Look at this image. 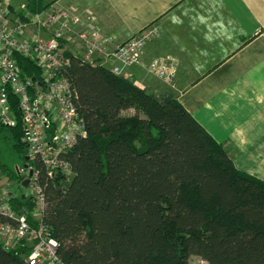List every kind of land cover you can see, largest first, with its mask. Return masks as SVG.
Wrapping results in <instances>:
<instances>
[{"label":"trees","instance_id":"1","mask_svg":"<svg viewBox=\"0 0 264 264\" xmlns=\"http://www.w3.org/2000/svg\"><path fill=\"white\" fill-rule=\"evenodd\" d=\"M66 55L63 73L86 134L64 155L74 171L64 191L59 176L48 178L40 161L25 159L11 92L17 121L0 125V171L19 188L24 177L10 162L38 171L43 220L61 264H187L190 255L206 264H264V180L237 170L172 92L155 96ZM14 58L22 77L39 78L33 62ZM128 109L134 113L124 115ZM23 203L21 194L11 199L15 209ZM22 251L0 246V264H25Z\"/></svg>","mask_w":264,"mask_h":264},{"label":"built area","instance_id":"2","mask_svg":"<svg viewBox=\"0 0 264 264\" xmlns=\"http://www.w3.org/2000/svg\"><path fill=\"white\" fill-rule=\"evenodd\" d=\"M18 12L17 16H11L8 1L0 0V125L12 126L17 121L8 96L11 92L16 96L21 141L28 159L40 161L48 178L59 176L58 186L64 191L62 182H69L74 175L64 155L86 134L74 105L76 92L63 73L69 62L66 52L117 75L143 66L150 75L171 87L177 62L171 56L144 60L145 44L157 35L153 24L123 42H115L113 35L102 32L95 14L87 9L52 5L34 13L21 3ZM15 54L33 62L40 70L39 78L22 77ZM16 170L30 181L24 187L25 192L15 193L0 171V246L23 250L20 256L25 264H61L57 241L43 220L46 198L37 180L38 171L33 166ZM19 194L28 203L15 209L11 199Z\"/></svg>","mask_w":264,"mask_h":264},{"label":"crops","instance_id":"3","mask_svg":"<svg viewBox=\"0 0 264 264\" xmlns=\"http://www.w3.org/2000/svg\"><path fill=\"white\" fill-rule=\"evenodd\" d=\"M7 1L17 12L21 3ZM91 3L37 0L41 11L52 5L86 10ZM91 5L102 32L115 42L147 25L157 27L143 57L175 58L173 86L143 66L123 76L155 96L172 92L227 150L237 170L264 180V0H100Z\"/></svg>","mask_w":264,"mask_h":264},{"label":"rangeland","instance_id":"4","mask_svg":"<svg viewBox=\"0 0 264 264\" xmlns=\"http://www.w3.org/2000/svg\"><path fill=\"white\" fill-rule=\"evenodd\" d=\"M100 0H89V2L91 3H94V2H99ZM17 2H18V4L19 3H25L26 4V8H27V10L28 11H31V12H41V10L39 9V7H38V4H37V0H17ZM91 3V4H92ZM90 4V5H91ZM89 5V8L90 9H87V10H89V11H94V9H93V7H92V5L90 6ZM46 6H48V4L46 5ZM48 9V8H47ZM92 9V10H91ZM46 10V9H45ZM43 11V10H42ZM10 14H11V16H17L18 14H19V12L17 11L16 12V10L14 9V8H11L10 9ZM75 50H76V48H75V46L74 47H72V51L73 52H75ZM124 115H131V114H133L134 113V110L133 109H128V110H125V111H123L122 112ZM21 140V139H20ZM11 164H9V168H10V170L15 174V175H17V172H16V169H15V165H20V166H23V164H21V162L20 161H15V163L14 162H10ZM4 177H7V175L6 174H4ZM8 178V177H7ZM9 181H10V184H11V189L12 190H14L15 191V193L17 192V190L18 191H22L21 193H23V192H25L26 191V188H24V187H22V188H19V185L17 184L18 182L17 181H15V179L13 178V179H9ZM21 186V185H20ZM187 264H206V262L203 260V259H201L200 257H198V256H195V255H190L189 257H188V259H187Z\"/></svg>","mask_w":264,"mask_h":264},{"label":"water","instance_id":"5","mask_svg":"<svg viewBox=\"0 0 264 264\" xmlns=\"http://www.w3.org/2000/svg\"><path fill=\"white\" fill-rule=\"evenodd\" d=\"M25 159L28 160V157L26 156ZM29 176H31V171L29 172ZM29 181H30L29 178L24 179V180L22 181V186L27 187Z\"/></svg>","mask_w":264,"mask_h":264}]
</instances>
